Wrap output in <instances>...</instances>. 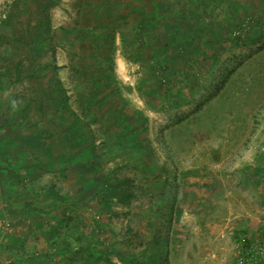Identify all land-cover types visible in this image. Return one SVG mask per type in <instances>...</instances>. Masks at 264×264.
<instances>
[{"label":"rangeland","instance_id":"1","mask_svg":"<svg viewBox=\"0 0 264 264\" xmlns=\"http://www.w3.org/2000/svg\"><path fill=\"white\" fill-rule=\"evenodd\" d=\"M189 1L0 0V264H264V0Z\"/></svg>","mask_w":264,"mask_h":264},{"label":"trees","instance_id":"2","mask_svg":"<svg viewBox=\"0 0 264 264\" xmlns=\"http://www.w3.org/2000/svg\"><path fill=\"white\" fill-rule=\"evenodd\" d=\"M147 8V6H145L144 3H140L139 4V9L141 10V16L142 18H140L139 20V25L140 26H150V21H148V19H145V15L147 14V11L145 10ZM188 11H192L195 12V7L192 4V0H190L187 4L183 3L181 10H179V15H183L184 13L188 12ZM49 19L45 18L43 22H39L35 25L36 30L38 33H45L50 29V25H49ZM160 20L163 22V24H166V20L167 17L165 16V14H163V16L160 18ZM161 33L164 35L165 34V30L163 29L161 31ZM56 89V88H55ZM54 89V90H55ZM57 90V89H56ZM48 197H50L52 200L54 201H61L63 200V197L58 194L57 192H55L53 189H50L48 192ZM120 197V201L123 202V200H127L129 198V194L126 195H121L118 196V198ZM30 207V206H29ZM32 209V212L37 213V214H41L43 215V211H41L38 207H30V210Z\"/></svg>","mask_w":264,"mask_h":264},{"label":"crops","instance_id":"3","mask_svg":"<svg viewBox=\"0 0 264 264\" xmlns=\"http://www.w3.org/2000/svg\"><path fill=\"white\" fill-rule=\"evenodd\" d=\"M37 214V213H36ZM39 215H41V214H39Z\"/></svg>","mask_w":264,"mask_h":264}]
</instances>
